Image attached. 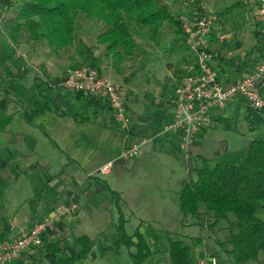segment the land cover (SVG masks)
I'll return each mask as SVG.
<instances>
[{
  "label": "rangeland",
  "instance_id": "rangeland-1",
  "mask_svg": "<svg viewBox=\"0 0 264 264\" xmlns=\"http://www.w3.org/2000/svg\"><path fill=\"white\" fill-rule=\"evenodd\" d=\"M166 2L172 6L181 21H192L206 13L217 16V29L207 39L209 48L215 53L221 54L226 45L237 42L236 45L233 44L228 48L227 55L235 56L234 60L238 63L242 62L241 52L246 51L249 58L257 59L259 49H264V33L262 38H258V26L255 23V15L252 12L254 7L250 0H244L245 7L235 9L225 19L219 18L218 15L234 4L232 0H167ZM17 9L19 8L16 7ZM0 13L6 19L14 15L13 9L3 13L1 7ZM79 23L78 37L91 49L98 62L118 79L116 84L122 89L126 84L132 83L131 87L136 91L127 105L130 111L129 116L127 114L128 131L107 128L105 126L107 111L96 113L93 108L87 106L85 98L78 99L75 93L65 90L61 85L58 88L48 87V84L43 82L42 74L35 67L17 65L13 52L8 49L9 43L20 54L23 52L28 54L26 50L36 45L28 44L24 37H20L23 38L20 41L17 38H11L9 30L5 25L2 26L0 30V111L13 115V121L4 133H0V160L5 163V167L0 168V218L3 216L7 222L13 220L19 226H23L32 216L28 201L41 196L44 190V194L47 195L51 189L50 182L54 183L55 196H62L64 190L73 189L71 177L76 174L66 166L69 161H72L78 166L82 185L76 187L80 193L81 206L79 214L75 212L76 216L72 217L71 235L74 237L85 235L93 240L105 241L104 244H97L94 264H131L128 250L122 249L120 254H114L110 248L111 235L114 234L111 223L116 216L110 204V194L102 185V181L106 178L96 174V169L108 162H113L112 175L106 182L114 190V188H120L124 178H127V184L130 185L137 184L141 179L157 183L161 170L166 167L167 160L173 156L174 152L184 158L186 153L177 152L169 141L166 143L164 140L166 136L161 135L164 118L153 100L156 91L152 81L158 83L157 79H160L164 81H162L163 86H170L168 80L173 76L178 78L182 74L177 69L185 61L188 51L180 48L173 51L170 43L175 36L172 30H167L159 44L145 46L141 54L132 59H126L117 68L111 58H107L104 47L96 42L97 37L104 31L103 24L82 19H79ZM259 27L262 31L263 27ZM4 28L8 31L9 40L5 35L6 32L3 31ZM31 49L33 48L29 50ZM80 52L82 50L76 44L73 49L62 53L61 62L58 64L61 66L67 64L68 71L59 81L52 82L50 85L61 84L73 71V67L83 62ZM86 55L88 56L87 53ZM21 66H24L27 71L24 72V78L18 82L30 90L29 98L36 96L39 102L48 101L52 104L50 111L34 117L32 123H28L22 115L25 111L31 113L33 107L22 109L8 92L11 84L8 75L10 73L18 75ZM82 67L89 68L88 64H83ZM131 87L128 88L131 89ZM174 88L172 87L169 92H173ZM239 103L249 105L244 98ZM133 126L140 130V136L131 135ZM155 136L161 139L153 142ZM25 138H32V141L36 142L35 152L29 151L30 145ZM142 140L146 143L140 147L137 157L128 160L117 159L123 148L139 145ZM221 141L229 144L230 150L234 152L247 148L246 143L237 135V131L229 132L224 125H221L218 133L209 140L208 149L218 147ZM118 147L120 149L117 151ZM14 162L19 163L20 169L17 171L10 166ZM189 164L193 169L203 167L213 169L216 162L204 163L192 158ZM90 177H98L101 182ZM186 180L196 182L195 171L191 172ZM88 189H90L88 196H85L84 191ZM201 213L199 218L181 214L175 223L165 227L166 230H170L169 233L163 230L155 231L160 253L143 264H170L167 234L170 238L183 241L195 251L203 252L205 248L207 253L217 252L219 259L225 260L216 242L224 243L238 231L235 215L229 214L226 220L219 221L208 232L205 229L206 218L210 223L214 222V218L212 214L205 217L204 208H201ZM256 216L264 222V209H260ZM77 221L81 223L77 224ZM1 226L0 220V228ZM134 228L133 223L129 225L130 235L134 233ZM260 260L264 261L262 253L259 255L258 262L248 264H264ZM78 264H85V262Z\"/></svg>",
  "mask_w": 264,
  "mask_h": 264
},
{
  "label": "trees",
  "instance_id": "trees-1",
  "mask_svg": "<svg viewBox=\"0 0 264 264\" xmlns=\"http://www.w3.org/2000/svg\"><path fill=\"white\" fill-rule=\"evenodd\" d=\"M167 0H21L15 16L4 23L13 39L24 37L31 45H45L52 53H65L79 45L83 62L72 70L98 68V59L78 37L79 19L101 22L104 31L96 42L104 47L107 58H111L115 67L126 59L141 54L144 47L159 44L165 31L172 30L174 39L170 47L188 51L187 37L183 23L175 14ZM234 4L224 9L218 16L225 19L235 9L244 8V0H232ZM4 9L11 8L9 0H0ZM85 51V53H84ZM88 54V56L86 55ZM22 109L30 105L31 113L26 111L22 117L32 123L33 118L50 111L52 104L41 103L38 97L29 98L30 90L17 80H12L8 89ZM76 97L85 98L88 107L96 111L110 109L107 101H97L89 95L75 93ZM112 111V110H111ZM13 121V115L0 111V133H4ZM196 182L185 181L179 193L178 207L184 216L199 218L201 208L204 216L212 214L214 222L206 218L209 230L219 221L226 220L229 214L235 215L238 231L229 241L220 243L233 264L257 262L264 254V222L256 214L264 209V141L251 142L246 150L229 152L216 161L213 169H196ZM113 208L117 216L113 228L117 237L114 252L128 250L131 264H143L149 260L153 251L144 236L137 229L133 235L126 230V219L122 211L120 195L106 185ZM8 236L7 231L0 232V241ZM103 239L93 240L88 236L72 237L70 245L63 249L60 241L44 243L41 250L44 259L52 258L46 264H78L88 259L94 247ZM168 253L171 264H192L191 248L183 241L168 239ZM35 264H43L40 261ZM45 264V263H44Z\"/></svg>",
  "mask_w": 264,
  "mask_h": 264
},
{
  "label": "crops",
  "instance_id": "crops-1",
  "mask_svg": "<svg viewBox=\"0 0 264 264\" xmlns=\"http://www.w3.org/2000/svg\"><path fill=\"white\" fill-rule=\"evenodd\" d=\"M9 1L12 5L11 8L4 9L1 5L0 7L3 10V13L6 10L13 9V13H14L13 17H14L16 12L18 11V9L16 10V7L18 8L20 7L21 0H9ZM252 12L255 15V23L258 26L257 27L258 30L257 34L259 35L258 38H262L264 33V26L261 23V20L256 14V12L254 10ZM259 26L263 27L262 31H260ZM3 31L6 32L5 35L7 37V40H9L7 29L4 28ZM17 39L18 41H20L21 39L23 40V38H17ZM236 43L237 42L226 45L223 48L221 54L216 53V57L213 62V66L217 71V73L219 74L220 81L225 86H228L234 83L235 81L243 78L247 74L252 73L255 70V68L258 66V64L264 61V49H259V56L257 59L253 57L249 58L248 52L243 51L241 52L242 62L237 63L234 60L235 56L227 55L228 48L232 47L233 44L236 45ZM12 47L13 45L9 43L8 49L11 52H13L15 57V62L17 65L20 66L24 64L26 67L27 65L35 67L36 70H38V72L42 74L44 79L42 80L44 83L48 84V87L50 88L59 87L60 84L50 85V83L59 81V79H61L63 75L68 71L67 64H64L62 66L58 64L61 62L63 56L62 53H52L47 49L45 45H36L35 47L28 46L29 49L30 48L33 49L31 50L24 49L28 54L23 52L21 57H17ZM233 48L237 49V47H233ZM184 60L185 61H183L182 64H180L177 69L178 72H181L182 74L178 78L174 76L171 77L168 80L170 86H163L164 81L163 80L160 81V79H157L158 83L152 81L156 91L155 92L156 96L153 98V100L155 101V104L159 107L160 111L163 113V118H164L163 125H165L172 118L171 98L173 96L174 91L170 93L169 90L172 87L176 88L180 82V79L184 75L189 73L194 66L193 58L188 53L186 54ZM98 68H99V73L102 77L114 83L118 82V79L115 78L114 75H112L102 63L98 62ZM26 71L27 69L24 66H21L20 73L18 75H13V73H10L8 75L10 83L12 80L20 81L22 78H24V72ZM146 81L149 80L146 79ZM131 85L132 83H129L126 84L124 88L122 87V94L125 98L128 116L130 112L127 106L128 101L132 100L133 96L135 95L134 93H136L135 89L131 87ZM129 86L131 87V89L128 88ZM261 87L264 89V79L261 82ZM93 99L103 102V100L101 99H96V98ZM241 99L242 98H238L230 101L223 109L217 110L214 113L213 124L210 127L200 131L194 137L193 142L188 149V152H186V154L184 155V158L181 155H178L177 153L174 152L173 156L167 160L166 167L163 170H161L157 179V183L156 182L154 183L152 180L141 179L137 182V184L130 185L127 184L128 183L127 178H124V182L120 185V188H114L113 191L117 192L121 197V206H122L123 214L126 219L125 227L127 233H128L129 225L133 223L135 227L134 228L135 231L138 229L139 232L144 236L149 246L151 247L153 251V255L151 257L152 259L155 258L160 253V250L157 246L158 238L155 234V231L163 230L169 233L170 230H166L167 228L165 227L166 226L169 227V225L175 223L176 220L182 214L178 207L179 193L183 188L184 182L188 181L186 179H188L190 173L196 170L193 169V167L189 164L190 160L192 158H195L196 161L198 160L204 163H207L208 161L216 162L224 154L229 152H234L230 150L229 144L227 143L224 144L223 141L219 142L218 147H215L211 150L208 149L209 140L218 133L221 125H224L229 132L233 130L237 131V135L240 136L243 142L246 143L247 148L251 142L264 141V112L259 110H254L249 105H241V103H239ZM28 107L30 108V105L26 106V108ZM106 111L108 112V116L105 126L107 128H111L114 130L115 129L120 130L118 124L116 123L113 117V113L110 109H103L99 111L95 110L96 113L106 112ZM148 125H150V123ZM130 133L131 135L140 136V130H137L135 126L132 127ZM164 136H166V138L164 139L166 143H168L169 141L170 145L173 146V148L177 152H179L180 150L178 148L179 147L178 140L171 135H164ZM25 139L26 142H28L30 145L29 151L35 152L37 146L36 142L32 141V138H25ZM158 139L161 138L155 136L153 142L158 141ZM119 149L120 148L118 147L117 151ZM10 166L14 171L20 169L19 163L17 162H14ZM66 166L72 169L73 172L76 174V176L71 177V183H72L71 188L73 189L71 190L66 189L63 191L62 196H55L53 194L54 183L50 182L49 186L51 189L47 193V195L44 194L45 193L44 190L41 196L28 201L29 210L32 216L31 218H29L28 223L23 226H19L18 223L14 222L13 220L7 222L5 217L2 216L0 218L2 222L0 232L7 231L8 236L5 238L4 241H0V249L5 248L10 243H12L16 239L20 231L30 229L35 223L38 222L47 223V227L43 236V244L60 241V247L63 249H66L70 245L71 238L74 237L71 235L72 217L75 215L74 214L75 212L79 214L80 206H81L80 193L76 187L77 186L81 187L82 184H81V180L79 179V175H78L79 169L76 163L69 161V163ZM4 167H5V163H3V161L0 160V168H4ZM102 167L96 169V174H99L98 171ZM111 175H112V169L108 174L102 175L103 177L106 178L105 181H102L103 183L102 185L105 187L106 191H107L106 185L110 188V186L106 181H108V178L111 177ZM92 178L93 177H90V179ZM93 179L101 182V180H99L100 178L98 177ZM89 190L90 189L84 191L85 196L86 195L88 196ZM110 204L113 207L112 200H110ZM116 220H117V216L116 219L112 220L111 224L113 225L116 222ZM80 223H81L80 221H77V224ZM205 229L209 232L208 225L205 226ZM166 237L167 239H170L169 234H167ZM227 241L229 240H226L225 242ZM104 242H100L99 244H104ZM111 242H112V246L110 248L113 251V253L116 254L114 252V248L117 243V237L115 231L114 234L111 235ZM219 244L220 242L217 241L216 246L219 247V250L223 253L225 260L219 259L217 252H213L210 254L208 253V254L212 257H215L219 264H233L229 259L228 255L221 250ZM96 249H97V245L92 250L88 259L83 261L85 262V264H94L96 262V253H95ZM205 252L207 253L205 248L203 252L198 250L195 251L191 249V255L193 258L192 264H197L198 260L201 259V257ZM44 256L45 254L43 253L41 248H39L36 251H30L23 254L18 260L14 261L12 264H35L40 261H43V264L44 263L46 264L53 262L52 258L44 259ZM260 262L262 263L264 261L260 260Z\"/></svg>",
  "mask_w": 264,
  "mask_h": 264
},
{
  "label": "built area",
  "instance_id": "built-area-1",
  "mask_svg": "<svg viewBox=\"0 0 264 264\" xmlns=\"http://www.w3.org/2000/svg\"><path fill=\"white\" fill-rule=\"evenodd\" d=\"M254 11L264 26V0H250ZM217 16L206 13L192 21L183 20L182 27L187 37V46L193 54L194 66L184 75L171 98L172 118L163 126L162 134L171 135L179 142V150L188 152L194 137L213 124V115L230 101L244 98L254 110L264 112V61L252 73L225 86L213 66L216 53L209 48L207 39L217 29ZM4 16L0 14V30ZM15 55L22 54L12 47ZM73 93H83L96 99L107 101L119 128L128 131L127 108L122 89L114 82L105 79L96 69L83 67L71 71L60 84ZM123 148L118 160H128L139 155L145 144ZM113 166L109 162L99 169L100 175L108 174ZM46 222L35 223L30 229L20 231L16 239L0 249V264H12L23 254L36 251L43 245ZM197 264H219L215 257L204 253Z\"/></svg>",
  "mask_w": 264,
  "mask_h": 264
}]
</instances>
